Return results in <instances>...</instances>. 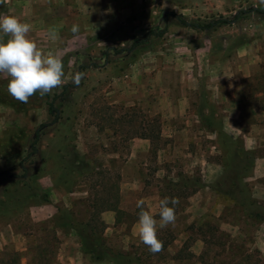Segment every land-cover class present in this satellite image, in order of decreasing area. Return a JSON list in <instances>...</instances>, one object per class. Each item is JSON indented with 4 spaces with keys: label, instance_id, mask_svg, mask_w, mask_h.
I'll return each mask as SVG.
<instances>
[{
    "label": "rangeland",
    "instance_id": "obj_1",
    "mask_svg": "<svg viewBox=\"0 0 264 264\" xmlns=\"http://www.w3.org/2000/svg\"><path fill=\"white\" fill-rule=\"evenodd\" d=\"M4 15L31 24L29 35L42 51L62 56L65 82L49 98L37 92L26 104L16 100V109L0 104V264H116L117 253L140 264H264V223L247 213L255 210L249 195L240 197L246 207L235 206L213 188L238 146L264 157V141L248 150L243 139L254 124L264 136V4L8 0L0 4ZM77 72L84 73L79 86L72 82ZM9 79L0 74V96L14 100ZM230 90L248 94L239 122L221 95ZM52 102L58 119L49 114ZM134 139H149L152 149L146 166L132 164L141 176L138 193L124 197L123 168ZM75 153L95 165L94 173L71 172L66 160ZM184 178L201 184L181 191ZM32 184L39 198L30 200ZM245 184L264 209V177L253 171ZM109 193L123 214L100 216L111 253L99 263L60 218L70 211L88 220V203ZM45 194L51 204H42ZM165 197L180 202L174 224L158 227L164 247L154 254L137 234L136 205L143 200L159 221Z\"/></svg>",
    "mask_w": 264,
    "mask_h": 264
},
{
    "label": "clouds",
    "instance_id": "obj_2",
    "mask_svg": "<svg viewBox=\"0 0 264 264\" xmlns=\"http://www.w3.org/2000/svg\"><path fill=\"white\" fill-rule=\"evenodd\" d=\"M8 0H0V4H6ZM264 4V0H259ZM32 25L22 22L13 15L0 16V32L9 37L5 42L0 36V74L9 77L7 91L15 100L28 103L29 98L37 92L41 96L49 94L53 89L64 84V64L59 53L45 54L38 43L29 34ZM71 32L75 35L79 32V26L73 25ZM49 38L56 40L58 37L54 31L49 32ZM84 77L83 72H77L72 82L79 86ZM177 197H165L159 201V221L147 210H144V201L137 202L140 209L137 221V234L141 242L152 253L163 250L164 244L158 238L159 229L174 224L176 220L175 207L179 204ZM169 205H172L171 207Z\"/></svg>",
    "mask_w": 264,
    "mask_h": 264
},
{
    "label": "trees",
    "instance_id": "obj_3",
    "mask_svg": "<svg viewBox=\"0 0 264 264\" xmlns=\"http://www.w3.org/2000/svg\"><path fill=\"white\" fill-rule=\"evenodd\" d=\"M183 25L189 27V24L186 22H183ZM192 27L196 29L200 28L193 25ZM212 27L213 25L205 27L203 29H210ZM160 35H163V33H161ZM46 97L49 98L50 95L46 94ZM15 101L16 100H13L12 98H7V100L6 98L2 99L0 96V104L8 106L12 109H16L17 104ZM57 113L58 110L55 107V104L53 102L50 103L49 114L51 116H55L58 119ZM206 120L209 123L210 127L214 124L213 116H210L209 118L207 117ZM224 136L229 143H233L236 145L239 143L237 142L238 140L232 139L226 134H224ZM37 137H39V134H37ZM256 159L257 156L253 152L247 151L244 148V145H240V147L238 146V150L233 154L230 164H226V167L224 165V173L215 183V186L213 188L220 196L233 202L235 206L238 205L241 207H246L244 203L240 201V197L243 194H248V197L251 201L248 207L252 209L254 207L255 210L253 212L250 210L247 213L249 214L250 218L259 220L261 221V223H264V209L262 207L263 205L253 199L251 190H248L247 184H245V179L251 177L253 174ZM66 165L72 170L71 172L73 173L87 172L89 175L91 174V172L94 173L93 171L96 168L95 165L91 164L88 160H86V158L80 157V155L77 153H75V157L73 158L72 155L68 157V159L66 160ZM182 183V188L180 189L181 191H185L195 183L201 184V180H195V182H191L189 179H185ZM33 185L34 184L31 185L32 194L31 196H29L30 200L39 198L37 187H33ZM113 189L114 188L112 186L111 190L113 191ZM114 198L115 196L109 193L108 198L94 200L90 205L88 203L87 212L89 213L90 218L86 221L78 220V218H76V215H74L70 211L62 212L60 218L64 222L63 227L67 226V228H71V231H75V233L77 234L83 253L91 256L93 260L99 263L108 261V254L111 253V250L105 244V240H103V236L101 235L102 231L100 232L99 230L100 226L106 228V224L100 218V216L107 211L116 212L118 216L119 214H123L122 210L119 206H117V204H112ZM116 198L118 199V197ZM42 204H51L50 197L47 194L42 196ZM113 257L115 258V262H112L116 264H140L136 260L132 259L130 255L124 256L117 253Z\"/></svg>",
    "mask_w": 264,
    "mask_h": 264
},
{
    "label": "crops",
    "instance_id": "obj_4",
    "mask_svg": "<svg viewBox=\"0 0 264 264\" xmlns=\"http://www.w3.org/2000/svg\"><path fill=\"white\" fill-rule=\"evenodd\" d=\"M231 92H233V93H231V94L222 93L221 95L226 100L227 112H229V113L233 112L234 113V117H233L234 120L233 121L239 122L240 120H239V116H237V114H240L242 112L241 108L244 105V103L246 101V97H247L246 95H248V94H246V92H245L244 95L242 97H240L239 95L241 93V90H237V93L235 90L231 91ZM176 110L181 112V111H184L185 109L181 108V107L180 108L177 107ZM254 110L252 112L257 111L256 109H254ZM227 126L229 128H232V129L235 128L234 130L239 129L233 123L231 125H227ZM167 127L171 128L174 132L178 133V126L175 125V123L174 124L171 123V124L167 125ZM177 133H175L174 137L180 138L181 136L178 135ZM238 136H240V133L238 134ZM234 139H236V137H234ZM243 139H245V144L247 145L246 148L248 150H251L254 148L250 147L249 145L256 147L258 144H261L264 141V136H262L261 132H259L257 125L254 124L250 127L249 131L243 135ZM130 149H131V152H130V156H131L130 158L131 159L129 162L126 163V165L123 168V181L125 183L123 185L124 187L122 188V196H124V197H126V195L128 193H131L130 191H132V193H138V189H139L138 185L140 183V177L141 176H140V173H138V171L135 172L136 171L135 166H132V164L140 161V163H141L140 168L147 165L145 162H147V160L150 156V152L152 149V142L149 139H134V140H132ZM169 152H171V149H169ZM160 159L161 158L159 157V160ZM136 166L139 167L138 164H136ZM140 168H138V169H140ZM254 176H256V178L264 177V157L256 160L255 168H254ZM128 186H130V188H127ZM150 201H152V200H150Z\"/></svg>",
    "mask_w": 264,
    "mask_h": 264
}]
</instances>
